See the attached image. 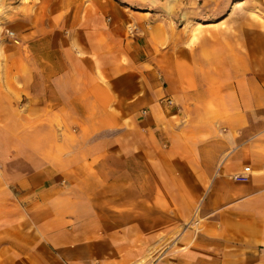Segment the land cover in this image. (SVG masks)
<instances>
[{
  "label": "crops",
  "instance_id": "1",
  "mask_svg": "<svg viewBox=\"0 0 264 264\" xmlns=\"http://www.w3.org/2000/svg\"><path fill=\"white\" fill-rule=\"evenodd\" d=\"M7 1L0 264H264V0Z\"/></svg>",
  "mask_w": 264,
  "mask_h": 264
},
{
  "label": "rangeland",
  "instance_id": "2",
  "mask_svg": "<svg viewBox=\"0 0 264 264\" xmlns=\"http://www.w3.org/2000/svg\"><path fill=\"white\" fill-rule=\"evenodd\" d=\"M27 1V0H26ZM2 0H0V4H1ZM28 2V1H27ZM11 3V7L7 6V9L8 12H12L14 8V5L15 3H21V1L19 0H16V1H13V0H10V1H7V4ZM24 4V3H23ZM4 11H2V9H0V26H2L3 24V20H2V14H3ZM8 21V19H6ZM9 31V32H13L9 29H2V31L0 30V43L3 42V41H15L16 40V37L12 38V37H8V35L6 34V32Z\"/></svg>",
  "mask_w": 264,
  "mask_h": 264
},
{
  "label": "built area",
  "instance_id": "3",
  "mask_svg": "<svg viewBox=\"0 0 264 264\" xmlns=\"http://www.w3.org/2000/svg\"><path fill=\"white\" fill-rule=\"evenodd\" d=\"M6 34L8 35V37H12V38L15 37V34L13 32L7 31ZM166 103H167V105H172V101L171 100H168ZM234 180L244 182V181L247 180V178L246 177H238V176H235L234 177Z\"/></svg>",
  "mask_w": 264,
  "mask_h": 264
}]
</instances>
